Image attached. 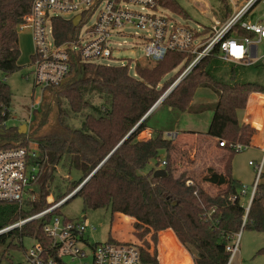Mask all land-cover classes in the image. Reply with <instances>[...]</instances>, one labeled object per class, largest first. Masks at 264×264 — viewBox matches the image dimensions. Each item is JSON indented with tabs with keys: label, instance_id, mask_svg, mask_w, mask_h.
<instances>
[{
	"label": "trees",
	"instance_id": "obj_1",
	"mask_svg": "<svg viewBox=\"0 0 264 264\" xmlns=\"http://www.w3.org/2000/svg\"><path fill=\"white\" fill-rule=\"evenodd\" d=\"M31 3L32 0H0V72L5 78L20 70L17 64L20 57L18 26L29 12ZM158 4L173 13L183 12L175 0H159ZM52 28L57 45L73 39L77 33L71 21L66 19H52ZM183 59V55L170 52L151 70L135 66L134 77L127 66L82 65L76 57L69 80L56 89L46 91L53 97L56 116L52 128L35 137L41 168L38 197L26 201L22 207L0 203V230L49 207L46 203L49 190L45 188L53 183L60 164L67 167L69 172L74 170L81 176L72 184L69 192L57 194L54 204L78 188L165 93L167 82L177 78L184 67L159 87L160 83ZM81 67L84 77L79 81L77 77ZM196 72L194 70L177 84L158 107L184 113L190 109L199 88L211 87L216 103L205 134L217 143L225 141L224 147H219L225 151L219 158L222 171L215 172L208 167L200 181L193 179L191 173L187 172L175 176L170 156L178 148L175 142L163 137L169 130L154 129L149 141L141 146H133L138 135L149 129L153 111L63 205L79 197L84 211L109 209L112 216L122 214L130 217L134 220V235L139 239L152 232L151 239L156 242L158 232L171 230L184 247L195 251L194 264H227L230 255L226 247L236 234L241 230L264 234V183H259L250 205L244 206L240 194L242 185L231 173L235 151L230 147L242 132V125L237 119L238 112L264 105V85L247 81L236 84L237 76L234 75L230 81L235 85H218L203 76L202 72ZM217 73L214 71V75ZM92 94L101 98L103 103L99 106L92 104L88 97ZM11 102L10 88L6 81L1 80L0 150L27 147L25 135L18 134L17 127L5 126L10 118ZM50 109L49 102H44L43 106L40 104L33 112L31 122L40 113L41 127ZM85 110L87 113L79 128L72 127L71 118ZM37 129L32 132L33 135ZM252 137L250 135L247 143L243 141V145L248 146ZM159 152H164L166 156L163 168L166 175L154 178V169L146 173L143 171L152 160L156 161L157 167L160 165ZM203 184L218 189L216 194L209 193ZM59 209L45 219L59 214ZM118 218L122 222L126 220L122 216ZM42 227V222H28L20 229L0 235V245L7 243L6 250H11L18 248L21 240L36 237L47 247L49 240L45 238ZM161 240V245L168 251L160 256L162 264H170L174 255L177 257L176 263L190 264L170 232L163 233ZM141 253L144 261L157 264L155 254L152 256L143 250ZM257 254L264 256V246Z\"/></svg>",
	"mask_w": 264,
	"mask_h": 264
},
{
	"label": "built area",
	"instance_id": "obj_2",
	"mask_svg": "<svg viewBox=\"0 0 264 264\" xmlns=\"http://www.w3.org/2000/svg\"><path fill=\"white\" fill-rule=\"evenodd\" d=\"M158 1L32 0L29 12L18 26V32L30 31L33 42L29 70L24 78L31 80L33 88L39 89L43 96L47 90L56 89L69 80L76 57L82 65H102L107 61L117 60L114 56L117 48L111 40L116 36L122 37L120 30L125 27L144 30L150 34L148 38H143L142 52L144 58L153 65L164 60L170 52L184 56L173 72L184 68L171 87L153 105L150 114L194 70H197L196 74L202 72L203 76L211 79L214 71H220L219 63L232 64L240 70L229 72L230 78L233 75L243 78L245 73L242 71L264 65V0H221L220 11L216 9L213 13L209 12L210 24L199 25L196 29L170 20L167 15L170 13L165 14ZM130 6L140 10L130 9ZM65 15H72V18H64ZM77 16L80 17V22L73 28L77 30L76 36L57 45L52 19L72 21ZM233 85L235 84L231 81L228 86ZM40 103H31L30 118L27 120L29 124ZM251 112L264 115V105ZM246 128L251 135L258 131L256 125L246 124ZM169 136L168 139L174 140L177 134ZM224 144L225 141L220 142L219 147H224ZM230 147L235 152H241L247 145L235 142ZM38 159L37 143L0 150V203L22 207L26 201L35 200L32 188L36 187L41 173ZM158 161L159 166L164 168L165 161ZM249 166L254 167L255 179L248 206L260 183L263 162L258 165L249 162ZM240 194L245 196L246 188L242 187ZM66 198L51 204L40 213L3 228L0 235L20 229L31 221L42 222L43 234L49 240L47 247L36 237L25 238L34 241L27 253L32 264H151L144 261L140 248L133 243L115 241L110 237L103 243H90L87 234L95 232L96 228L87 219H70L56 214L46 220V216L60 208ZM239 237L240 233L236 234L232 240L234 243L231 242L226 247L230 255L227 264H231L238 251ZM64 258H68L69 262H65Z\"/></svg>",
	"mask_w": 264,
	"mask_h": 264
},
{
	"label": "rangeland",
	"instance_id": "obj_3",
	"mask_svg": "<svg viewBox=\"0 0 264 264\" xmlns=\"http://www.w3.org/2000/svg\"><path fill=\"white\" fill-rule=\"evenodd\" d=\"M178 5L182 8V13H173L172 11L163 8L162 10L170 13L167 14L170 16V20L180 25H187L191 28H195L199 25H208L210 24L211 14L209 12L220 11L221 0H175ZM130 9L140 10L137 7L130 6ZM213 17H216V14H213ZM64 18H72V15H65ZM123 36H116L111 40V43L114 44V47L117 48L115 57L117 60L107 61L105 66H127L129 67V72L131 75L136 77L134 69L135 66L141 68H147L151 70L155 65L149 63L143 55L142 45L143 38H148L150 36L144 30H138L133 27H125L120 30ZM142 37V38H138ZM18 44L20 50V57L18 60V66L21 67L18 72H15L8 77H4L0 72V81H6L7 85L10 88L12 93V102L10 108V118L5 122L6 128L17 127L19 134V129L21 126H27L25 135V145H32L36 143V138L41 134H44L49 131L50 128L55 123L56 110L53 100V97L44 92L43 96L41 91L37 88H33L32 81L26 80L24 75L27 73L28 68L27 64L30 62V56L33 53V42L32 35L29 30H21L18 32ZM261 51V48L259 49ZM220 64V71H217L216 75H212L211 81L217 83L218 85H229L230 76L229 72L234 70H240L238 66L232 64ZM240 73V71H238ZM245 73V76L242 78L239 76L237 82L244 83L253 82L264 85V69L259 66L255 68L247 69L242 71ZM174 72L168 73L160 83L159 87L167 79L171 78ZM220 75V76H218ZM176 78H172L167 82L165 89L168 90L171 85L174 83ZM165 90V92H166ZM92 104L99 106L103 103V100L97 95L92 94L88 95ZM42 99V100H41ZM34 102L39 103L43 106L44 102L50 104L51 109L47 120L39 127L40 113L36 114V118L30 124L29 114H30V105ZM216 103V96L211 89L209 88H199L191 102L190 109L184 113H178L166 110L165 108L158 109L155 112V116L159 120L155 122L151 120L150 124L156 125L157 128L170 130L175 129L178 133V138L174 140L168 139V136L174 133L165 132L164 138L175 142L176 148L178 151L170 156L172 168L174 169L173 173L175 176H179L183 172L191 173V177L196 179V181L201 180V176L204 170L208 167L213 169L215 172L222 171V163L219 162L221 155L225 151L219 149V143L216 140H213L206 136L205 132L207 130L209 121L212 116V109ZM167 112L168 115H162L161 113ZM87 111H83L81 114H78L71 118L70 124L74 128H79L81 121ZM161 114V115H160ZM238 121L246 124L256 125L258 131L253 135L249 145L241 152H235L232 159V177L239 181L243 188H246V195L242 196V203L244 206H248L249 194L251 191V186L255 179V170L254 167L249 166V162H252L254 165H258L263 162V171L262 178L260 182H264V115H257L250 111L241 110L237 115ZM156 120V119H154ZM38 131L36 134L32 132L36 129ZM152 134L147 135L146 132H142L138 135L136 142L133 146H141L145 142L151 139ZM170 137V136H169ZM239 138V136H238ZM237 142L238 144L240 142ZM29 141V142H28ZM242 144V143H241ZM160 160L166 161V156L164 152H159L158 154ZM163 169L162 166L157 167L156 161L152 160L148 163L145 168V172L150 170ZM80 173L72 170L68 171L67 167H64L60 164L54 174V181L50 187L45 188L49 190L46 196V203L50 206L54 204L57 194H66L69 192L73 183H76L80 179ZM36 187L32 188L34 190L33 198L38 197L40 183L39 181L35 185ZM46 186V185H45ZM203 187L212 195H215L217 190L215 187H211L208 184H203ZM31 201V200H30ZM59 214L62 217L70 219H87L89 224L96 228L95 232H89L87 234L88 241L90 243H103L109 238V234H114V224L111 225L112 215L109 209H101L97 211L83 210L82 200L77 197L72 199L68 204L63 205L59 209ZM114 221V219H113ZM134 225V224H133ZM132 225L131 235L133 244L137 245L145 253L156 256L157 264H162L160 256L167 254L166 248L161 245V237L163 233L170 232L173 235L175 240L178 243V247L182 250L186 259L189 260L190 264H194L195 261V251H190L184 247L177 239L175 234L169 230L161 231L156 234L157 241L154 242L152 237V232L147 234L143 239H139L134 235V228ZM126 230L123 229V231ZM240 237L238 239V251L235 254L231 264H264V256L258 255L257 251L264 246V234L251 232L246 230H241ZM234 241L232 242V244ZM6 244L0 245V264H32L28 258L27 253L34 245V241L30 239H23L18 248L6 250ZM172 253H170L171 255ZM174 255V253H173ZM3 258V259H1ZM172 261L170 264H176L175 255L171 257ZM192 260V261H191ZM65 262H69L68 258H64ZM180 262V261H179Z\"/></svg>",
	"mask_w": 264,
	"mask_h": 264
},
{
	"label": "crops",
	"instance_id": "obj_4",
	"mask_svg": "<svg viewBox=\"0 0 264 264\" xmlns=\"http://www.w3.org/2000/svg\"><path fill=\"white\" fill-rule=\"evenodd\" d=\"M19 45V44H18ZM32 56V55H31ZM31 56H30V60H31ZM19 60V59H18ZM30 63V62H29ZM29 63L27 64V68H28V70H29ZM17 64H18V61H17ZM262 67H260V68H262L263 69V67H264V65H261ZM21 68V67H20ZM28 70H27V72H28ZM244 83H245V81H244ZM238 84H243V83H238ZM157 110V109H156ZM156 110H154V112L152 113V115H151V119H150V122H151V120H153V121H155V122H158L159 120H161V119H158V118H156V114H155V112H156ZM244 110H246V111H252V109H249V108H246V109H244ZM162 115H165V112L164 113H161ZM160 114V115H161ZM154 119H156V120H154ZM240 123V122H239ZM241 124V123H240ZM242 125V132H241V135L239 136V138H238V142H240L239 144H243V141L245 142V143H247L248 142V138L250 137V131H248L247 130V128H246V123H242L241 124ZM154 129H159V128H157L156 127V125H154L153 123L152 124H150L149 123V129H147L146 131H144V132H146V134L147 135H149L150 136V134H152V132H153V130ZM174 130V134H177V136H178V133L175 131V129H170L169 131L170 132H172ZM169 131H166V132H169ZM206 133V132H205ZM255 133H253V135H254ZM243 135H244V138H243ZM253 135H251V136H253ZM178 138V137H177ZM211 139H213V138H211ZM213 140H215V139H213ZM241 144V145H242ZM159 170V169H158ZM143 173H146L145 171H143ZM263 176V175H262ZM262 176H261V178H262ZM261 183V182H260ZM262 183H264V182H262ZM118 216H122V217H124L126 220L125 221H121L119 218H118ZM113 219H114V221H113ZM112 224H114V227H113V231H114V234H112V235H110L109 234V237L112 239V240H115V241H120V242H128V243H132L131 241H133L132 240V235H131V228H132V225L134 224V220L132 219V218H130V217H127V216H124V215H122V214H114L113 216H112V221H111V225ZM119 226H122V227H119ZM125 227H126V230L125 231H123V229H125ZM169 231H171V230H169ZM172 232V231H171ZM173 233V232H172ZM174 234V233H173Z\"/></svg>",
	"mask_w": 264,
	"mask_h": 264
},
{
	"label": "water",
	"instance_id": "obj_5",
	"mask_svg": "<svg viewBox=\"0 0 264 264\" xmlns=\"http://www.w3.org/2000/svg\"><path fill=\"white\" fill-rule=\"evenodd\" d=\"M80 22V17H75V18H73L72 19V21H71V23H72V26H73V28H75L77 25H78V23ZM83 77H84V69H83V67H81V69H80V73H79V75H78V77H77V80H82L83 79ZM152 111V109L151 110H149V112H147V114L141 119V121L139 122V124L141 123V122H143L146 118H147V116L150 114V112ZM138 124V125H139ZM137 125V126H138ZM136 126V127H137ZM136 127H134L133 128V130L124 138V140L134 131V129L136 128ZM26 128H27V126H21L20 127V129H19V134H24L25 132H26ZM124 140H122L114 149H113V151L101 162V164H99L98 166H97V168L80 184V186H79V188H78V190L77 191H75L74 193H72L69 197H67L62 203H61V205H63L66 201H68L70 198H72L79 190H80V188L90 179V177H92V175L97 171V169L107 160V158L123 143V141ZM166 175V172L163 170V169H160V170H156L155 172H154V174H153V177L154 178H160V177H163V176H165Z\"/></svg>",
	"mask_w": 264,
	"mask_h": 264
},
{
	"label": "bare ground",
	"instance_id": "obj_6",
	"mask_svg": "<svg viewBox=\"0 0 264 264\" xmlns=\"http://www.w3.org/2000/svg\"><path fill=\"white\" fill-rule=\"evenodd\" d=\"M176 264H187V263H184V262H178V263H176Z\"/></svg>",
	"mask_w": 264,
	"mask_h": 264
},
{
	"label": "clouds",
	"instance_id": "obj_7",
	"mask_svg": "<svg viewBox=\"0 0 264 264\" xmlns=\"http://www.w3.org/2000/svg\"><path fill=\"white\" fill-rule=\"evenodd\" d=\"M160 170V169H159ZM156 171V170H155Z\"/></svg>",
	"mask_w": 264,
	"mask_h": 264
}]
</instances>
